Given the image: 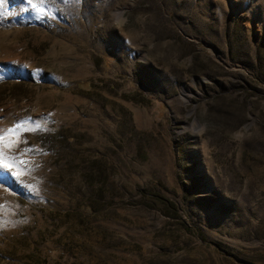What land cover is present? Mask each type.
Instances as JSON below:
<instances>
[{"label": "rangeland", "instance_id": "1", "mask_svg": "<svg viewBox=\"0 0 264 264\" xmlns=\"http://www.w3.org/2000/svg\"><path fill=\"white\" fill-rule=\"evenodd\" d=\"M37 123L0 264H264V0H3L0 130Z\"/></svg>", "mask_w": 264, "mask_h": 264}, {"label": "snow or ice", "instance_id": "2", "mask_svg": "<svg viewBox=\"0 0 264 264\" xmlns=\"http://www.w3.org/2000/svg\"><path fill=\"white\" fill-rule=\"evenodd\" d=\"M30 4H32V0H28ZM3 0H0V6H2ZM34 8L38 7V5H32ZM41 125L37 123L35 125L34 129H27L24 128L23 125L17 124L12 128H9L7 130H0V158H3V160H0V166L4 168H10L12 165L7 163L6 156L7 153L5 150H11L13 148H18L20 143V130L24 131H34L37 129H40ZM27 151V150H26ZM15 162V161H14ZM22 164L23 161H20ZM21 173H15V175L19 176Z\"/></svg>", "mask_w": 264, "mask_h": 264}, {"label": "trees", "instance_id": "3", "mask_svg": "<svg viewBox=\"0 0 264 264\" xmlns=\"http://www.w3.org/2000/svg\"><path fill=\"white\" fill-rule=\"evenodd\" d=\"M82 85L83 84H76L75 86H71V87H67V88H64V89H71V90H75V89H81L82 88ZM60 88V87H59ZM61 89V88H60ZM63 89V88H62ZM162 200L160 199V202ZM162 203V202H161Z\"/></svg>", "mask_w": 264, "mask_h": 264}]
</instances>
